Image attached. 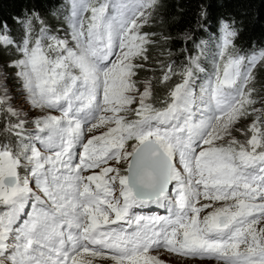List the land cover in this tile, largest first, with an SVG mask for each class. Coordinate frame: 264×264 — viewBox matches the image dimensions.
<instances>
[{
  "label": "snow or ice",
  "instance_id": "1",
  "mask_svg": "<svg viewBox=\"0 0 264 264\" xmlns=\"http://www.w3.org/2000/svg\"><path fill=\"white\" fill-rule=\"evenodd\" d=\"M159 5L69 0L60 27L32 8L19 36L0 21V264H264V50L222 22L183 66L156 61L158 83L179 77L157 106L138 73Z\"/></svg>",
  "mask_w": 264,
  "mask_h": 264
},
{
  "label": "trees",
  "instance_id": "2",
  "mask_svg": "<svg viewBox=\"0 0 264 264\" xmlns=\"http://www.w3.org/2000/svg\"><path fill=\"white\" fill-rule=\"evenodd\" d=\"M68 6L69 0H0V21H6L19 36V27L14 23V18L36 8L50 25L65 26L64 17L68 14ZM225 21L238 33L235 39L238 49L247 53L264 50V0H160L153 21L144 30L157 33L155 39L161 42L150 47L146 68L138 73L140 80L155 78L153 90L157 106H161L160 101L175 84V79L179 81V77H173L167 84L158 83L162 73L156 61L165 64L174 61L175 66H183L187 62L186 55H196L199 51L195 45L204 42L210 46V41H215ZM164 36L170 39L163 41ZM188 36L192 39H186ZM13 55L0 52V63ZM207 57V53L201 57V66L210 71L212 61ZM254 75L253 84L257 93L264 95L262 63L257 65Z\"/></svg>",
  "mask_w": 264,
  "mask_h": 264
},
{
  "label": "rangeland",
  "instance_id": "3",
  "mask_svg": "<svg viewBox=\"0 0 264 264\" xmlns=\"http://www.w3.org/2000/svg\"><path fill=\"white\" fill-rule=\"evenodd\" d=\"M9 59H11V57L8 58V60ZM262 64L264 65V63H262ZM148 66H150V65H148ZM145 79H148V78H145ZM145 79H143V80H145ZM151 79L153 80V84H154L155 78H151ZM177 82H179V81L175 79L174 83H177ZM171 84H173V81H172ZM10 87L12 88V92H13V96H14V100H15L16 106L17 107H21L24 110H28L30 108V105L26 101V96L21 93L19 85L16 84L15 81H12L11 84H10ZM154 100L157 102V99L155 97H154ZM33 111H37V110H33ZM250 119L251 118H249L248 122H250ZM241 123L244 124L246 122L242 121ZM234 135H236L238 139H243V137L238 132H234ZM173 259H175V258H169L168 261H167V264H172V260ZM181 259H183V258H181ZM194 264H216V262L215 261H204V262H201L199 260H196V261H194Z\"/></svg>",
  "mask_w": 264,
  "mask_h": 264
}]
</instances>
